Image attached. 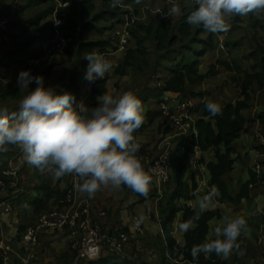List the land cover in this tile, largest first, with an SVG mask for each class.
I'll list each match as a JSON object with an SVG mask.
<instances>
[{"label":"crops","instance_id":"obj_1","mask_svg":"<svg viewBox=\"0 0 264 264\" xmlns=\"http://www.w3.org/2000/svg\"><path fill=\"white\" fill-rule=\"evenodd\" d=\"M16 1L0 0V14L10 11L13 3L19 4L13 30L15 34L11 41L0 43V56L2 57L0 62V84L2 85L0 87V107L7 108L10 114L18 115L19 101L32 87L30 84L29 89H21L17 83L18 74L22 70H28L27 57L38 53L44 42L42 39L51 34L54 4L52 0H24L20 3ZM147 1H150L154 6H164V0H141L137 5H143L142 3ZM98 6H101V1L98 2ZM121 6L123 9L127 7L126 5ZM49 8L52 10L47 14ZM119 19L120 17L117 15L106 16L105 20L96 23V29L87 31L83 38L85 41H103L105 45L96 47L94 51L112 63L110 75L102 86L101 94L89 95V82L84 78L86 71L80 73L77 91L72 93L75 86L71 87V73L74 71V61L76 60L74 57L70 60L69 55L61 56L53 68L52 74L43 79L45 87H55L61 92L66 91L72 97H76L78 94V101L75 104L73 102V106L83 104L86 108L92 109L99 105L97 98L103 94L118 96L126 91H132L141 100L144 115L150 111L160 113L144 130L135 135L134 140L140 145L137 156L143 167L160 151L158 144L162 141L165 131V126L162 123L161 103L166 102L170 109L175 111L177 97L182 96L192 100L196 105L211 101L223 108L227 104L235 103L243 98L242 85L245 80V72L254 74L260 71L255 67L256 59L252 57V51L257 43L264 48V14L249 13L244 16L234 15L228 18L227 23L233 34L232 38L226 43L227 38H223V33L215 34L214 44L198 58L199 74L204 78L196 80L194 83H188L187 90L182 95L159 89L161 83L163 84L165 79L170 77L175 68L173 61L167 60L165 57L168 53L175 52L178 47H171L170 52H164V55L163 52H160V64L155 67L156 50L151 45L149 50L154 56L147 72L138 70L137 64L142 60V57L136 58L134 64L126 67L122 73L118 72L122 58L119 52L110 49L111 46H114V42L110 39L111 36L113 37L114 29L112 28L119 26ZM113 39L116 41L114 37ZM134 42L132 41L130 45H135ZM194 58L195 56L192 59ZM226 63L232 66L236 65L237 68L229 70L224 65ZM212 66L214 72L209 74ZM7 83L13 84L14 92L20 93L19 97H2V88L4 89L8 85ZM96 104L97 106H95ZM247 104L248 108L243 112L246 117L244 129L232 144L235 151L233 154L234 169L224 176L232 194H238L241 191L245 176H247L245 183L250 180V172L254 170L256 162L262 163L264 171V148L259 147L256 138L259 131L264 132V88H259L255 83ZM243 133V137L240 138ZM190 138L197 142V134ZM175 145L173 143L174 148ZM193 153L190 152L188 155L186 162L188 168L183 178L192 198L181 199L180 206L189 205L193 209L200 210L198 201L205 196L209 198L210 207L208 210H214L219 214L210 222L209 238L214 237L215 226L221 224L226 217H244L247 221L248 231L242 232V236L238 238L239 249H234L227 259L221 257L227 264H252L253 260L260 261L262 244H264V219L260 217L259 211L264 208V181L252 190L253 199L251 200L242 199L236 203L220 202L218 198L212 196L211 191L215 187L209 184L210 171L207 168V163L215 160L214 150L200 151V158L205 160L203 167L194 166L191 163ZM13 168L18 170V181L7 191L0 185V199L13 197L15 211L6 216L5 222L1 223L0 228L4 230V233L15 237V254L29 255L34 259L35 264L80 263L81 260L70 249V243L74 240L70 229L56 232L42 231L39 234L38 244L33 248L21 239L23 233L21 231L29 226L37 216L52 208H58L56 203L53 204L55 199H46L44 191L41 189L42 183L46 181L50 187L63 191L71 186L74 188L80 182L79 178L74 174H68L60 179H55L54 169L46 168L44 171H40L26 163L22 150L18 146L5 145V150L0 151V174L2 173L7 182H11L14 177L3 175V171ZM234 173L236 176L233 175ZM193 181H195L196 187L192 186ZM169 187L172 188L171 191L174 190L173 184H169ZM75 191L76 200L86 203L90 207L92 219L100 221L105 230L109 232L120 229L128 231L130 242L125 248L126 257L123 258L126 261L125 264H135L136 259H141L146 264H164L165 256L168 263H171L162 227V203L166 202L168 186L166 189L164 186L163 193H161L151 183L147 198L126 186H121L120 189L102 186L91 198L86 193H80L78 188ZM39 204L46 208L37 210ZM228 206L229 208H227ZM102 210L106 211L105 216H99V212ZM141 217L145 218L141 220L145 230L143 234L137 233L136 227V219ZM182 218L183 211H180L174 221V236L180 244L185 242L184 232L179 227ZM259 251L260 256H254ZM107 255L106 251L102 254L106 257L113 256ZM111 261L113 262V260ZM0 264H2L1 260Z\"/></svg>","mask_w":264,"mask_h":264},{"label":"trees","instance_id":"obj_2","mask_svg":"<svg viewBox=\"0 0 264 264\" xmlns=\"http://www.w3.org/2000/svg\"><path fill=\"white\" fill-rule=\"evenodd\" d=\"M99 1H101L100 7L98 6ZM70 2V6L63 9L60 16L63 18L66 31L73 38L72 43L64 55H69L70 60L73 57L76 60L74 61V71L71 73V87L75 86V89L72 92L74 94L78 88L77 83L80 73L87 70L88 61L85 57L90 53H95L94 49L96 47L105 45L103 41H85L83 39L84 34L91 29H96V23L100 20H105L106 16H119L120 19L118 24H121V15L125 12V9H123L122 6L112 8L110 6V0H70ZM137 4L139 3H137L136 0H124L123 5H134L135 10L139 12V9L136 6L140 5ZM182 4L181 14L179 15V18L174 21L170 18L160 19L158 15L152 13L151 8L148 9L146 19L140 20L131 26V37L125 50L122 52L118 51L117 46L115 45L116 41L111 36L110 41L112 40V42H114V46H111L110 49H115V51L120 53V57L122 58L120 65L118 66V72L122 73L126 67L132 66L134 60L138 57H142V60L137 64L138 70L147 72L154 56V54L150 52L149 47L153 45L156 50V56H154L155 67L160 64V52H163L164 55V52H170L171 47H178L177 51L174 53L176 61L175 68L172 70L170 77L165 79L163 84L161 83L159 88L160 91H171L182 95V93L187 90L188 83H194L196 80H202L204 78V76L199 74L198 58L204 55L207 48L214 44L215 34L208 33L202 28L189 25L186 18L193 9L194 4L188 1L187 3L183 2ZM13 8H15L13 14L14 16H17L19 4L16 5L15 3H13L10 11L8 10L9 12L7 11V13L0 14V16L9 15L14 10ZM51 10L52 8H49L47 14L50 13ZM114 28L115 26L112 29ZM226 33V43H228V40L232 38L233 34L230 32V29ZM46 39L47 38L45 37L42 40L45 41ZM132 41H135V45L133 46L130 45ZM183 50L190 51L192 57L189 56L187 59ZM178 51L181 52V56L177 55ZM39 54L40 53L38 52L27 57L26 66L28 70H31L28 67V60ZM194 56L195 58L192 59ZM252 57H255V67L259 68L260 71L254 74H246L245 72V80L242 85L243 98L221 108V113L215 117L211 116L205 109L204 105L206 102L198 104L195 108L197 115V142L191 139L190 136L184 135L173 139V142L176 144L175 148L172 149L173 164L170 180L165 185V189L168 186V191H166V202L162 203V227L166 239V249L171 258V263H168V259L165 256L164 264H227L221 256H217L215 253L210 255L200 253L198 260L195 262L191 256L192 247L204 243L205 240L209 238L210 222L219 215L214 210H207L201 214L200 210L193 209L189 205L180 206L179 204L181 199L188 200L192 198V195L189 194L188 185L183 181V178L185 171L188 168L186 163L188 155L190 152H194L195 146H198L201 151L213 149L215 152V160L208 162L207 168L210 171L209 184L210 186L215 187L216 191H218V200L220 202L236 203L242 201V199L251 200L253 199L251 195L252 190L264 181V171H262V176H260L261 174L259 175L252 170L250 172V180L247 183L242 184L241 191L238 194H232L224 180V176L234 169L235 161L233 154L235 151L232 144L244 129L246 117L243 112L248 108L247 101L251 97L252 87L257 83L259 88H264V48L260 44L257 43V46L254 47ZM59 58L60 57H53L45 66L38 68V70H36V72H38L37 76H42L43 78L45 76H50L53 68H55L58 63ZM224 65L229 70L237 68L236 65L232 66L228 63ZM213 72L214 67L212 66L209 74ZM107 74L106 79L97 80L95 82L94 95L96 93H102V86L108 79L110 71L107 72ZM12 85L13 84L10 83L5 86L4 89L2 88L3 98H15L20 96L19 92H14L15 89H13ZM31 85V90H34L36 84L31 83ZM1 86L2 85L0 84V87ZM73 98L75 104L76 101H78L79 95L76 94V97ZM180 98L182 100L187 99L182 96H180ZM95 106H97V104ZM159 115L160 113L151 111L144 115V123L134 132L133 135L144 130ZM165 132L166 129L164 133ZM200 160L201 162H205L202 158ZM1 178H3L2 173L0 174V179ZM169 184H173V191H171L172 188L169 187ZM192 186L196 187L195 181H193ZM71 187L62 191L50 187L46 181L41 185V189L44 191L46 199H55L53 204L56 203V207L58 208L64 206L61 203V200L65 197ZM40 208L43 209L46 207L42 204L37 205V210H40ZM180 211H183L182 223L192 221V227L186 233L184 232V244H180L174 236V221ZM197 215H199V219H196ZM259 215L264 219V208L259 211ZM24 230L25 229L21 232H24ZM214 238L215 237H213V239ZM71 243L70 249L72 250ZM105 251L108 255L113 256H102ZM72 253L77 256V253L74 250H72ZM257 255L260 256V251L254 256ZM109 258L113 260V262ZM80 260L81 262L77 264H125L126 262L124 261L125 259L119 255L110 253L108 250H103L100 257L97 259ZM252 264H259V260H253Z\"/></svg>","mask_w":264,"mask_h":264},{"label":"clouds","instance_id":"obj_3","mask_svg":"<svg viewBox=\"0 0 264 264\" xmlns=\"http://www.w3.org/2000/svg\"><path fill=\"white\" fill-rule=\"evenodd\" d=\"M123 4L124 0H110L112 8ZM193 4L187 23L212 34L228 32L227 20L231 16L264 14V0H193ZM180 14V6L173 2L167 17ZM85 58L88 66L84 78L90 83L102 79L112 68L111 61L103 55L90 53ZM33 82L34 90L19 101L18 115L0 107V151L5 150V145H16L27 164L40 171L54 169L55 179L74 174L80 181L78 191L89 198L102 186H126L147 198L151 177L137 156L140 145L133 135L144 123V110L137 95L132 91L118 96L103 94L97 98L99 106L88 109L83 104L73 106L70 93L45 87L42 76L33 77L29 70L19 72L17 83L21 89H29ZM204 107L213 117L221 113L215 102L208 101ZM198 206L201 214L207 211L209 198L202 197ZM179 227L186 233L192 221ZM247 231L244 217H226L215 226L214 239L210 237L192 247L193 261L198 260L200 253H215L227 259L234 249H239L237 240Z\"/></svg>","mask_w":264,"mask_h":264},{"label":"built area","instance_id":"obj_4","mask_svg":"<svg viewBox=\"0 0 264 264\" xmlns=\"http://www.w3.org/2000/svg\"><path fill=\"white\" fill-rule=\"evenodd\" d=\"M52 1L54 4L52 32L43 42L39 50L40 54L28 60V67L31 69L29 71L33 77L38 74L36 70L45 66L53 57L63 56L73 41L72 36H70L65 29L63 18L60 16L61 11L70 6V0ZM187 1L193 3V0H164L163 7H154L151 11L154 15H158L160 19L170 18L174 21L179 18V15L167 17L168 10L172 3L175 2L181 8L183 5L182 3H187ZM14 12L15 8L9 15L0 16V43L11 41V16H14ZM146 17V11L142 10L141 12H137L135 9L126 7L125 12L121 15L122 23L115 27L112 33L113 37L116 39L119 52L124 51L128 44L131 37V26L140 20L146 19ZM226 36L227 33L223 34L224 39H226ZM1 60L2 57L0 56V62ZM107 75L106 73L102 79L97 80L106 79ZM96 81L89 82L88 84V93L91 96L94 95V85ZM176 102L175 111H172L166 102L161 103L162 123L165 126L166 132L164 133L162 141L158 144L160 150L159 154L155 158L147 161L144 166L145 171L151 177V183H153L161 193H163L162 188L170 180L173 164V139L182 135L193 137L197 134L196 103L190 99L182 100L179 96ZM256 138L259 147L264 148V132L259 131ZM200 151L199 147L195 146L191 163L194 166L203 167L204 163L201 162L199 156ZM253 169L260 175L263 171L262 163L256 162ZM3 175L14 177L11 182H7L4 178L0 180V185L7 191L8 188L10 189L11 186L16 185L19 173L17 169L13 168L4 170ZM77 185L78 184H76L74 188H70L65 197L61 200L64 206L40 214L34 222L25 228L24 232L21 234V239L33 248L38 244L39 234L42 231L56 232L62 229H70L74 236L71 248L77 253L79 259H97L100 257L103 250H108L112 254L125 258V248L130 242V234L124 230L109 232L105 230L100 221H94L92 219L90 207L86 203H80L76 200L75 190ZM211 193L213 197L216 199L218 198V191H216V189H213ZM14 201L13 197L0 199V225L3 221L5 222V218L8 214L15 211ZM105 215V210L99 212V216ZM136 227L137 233H144V225L141 219H136ZM14 240L15 237L13 235L4 233V230L0 228V260L2 264H35L31 256H20L15 254ZM260 257L259 264H264V244H262ZM136 264H146V262L141 259H136Z\"/></svg>","mask_w":264,"mask_h":264},{"label":"rangeland","instance_id":"obj_5","mask_svg":"<svg viewBox=\"0 0 264 264\" xmlns=\"http://www.w3.org/2000/svg\"><path fill=\"white\" fill-rule=\"evenodd\" d=\"M12 1V0H11ZM19 3L20 2H23L24 0H17ZM16 1V2H17ZM14 2H15V0H14ZM143 5H140V6H137V8L139 9V12H141L142 10H144V11H146L147 12V10L148 9H152V8H154V7H158V6H154V5H152V3L150 2V1H147V2H145V3H142ZM127 8H132V9H135V6L134 5H128L127 6ZM14 9V8H13ZM15 22H16V16H11V25H12V29H11V31H12V37H13V35L15 34L14 33V24H15ZM11 40H12V38H11ZM177 49L178 48H176V51H177ZM174 53L175 52H170V53H168L167 55H166V59L167 60H171L172 59V61H173V63L174 64H176V61H175V57H174ZM183 53L187 56L186 58L188 59L189 58V56H190V51H187V50H183ZM177 55L178 56H181V52L180 51H178V53H177ZM243 135H244V133L241 135V137L240 138H242L243 137ZM238 166H240V164H238ZM234 176H236V174L234 173L233 174ZM207 177H208V174H207ZM247 181V176H245L244 177V179H243V181L242 182H246ZM207 197V196H206ZM227 208H229V206L227 207ZM143 219H145V218H143ZM132 220H133V217H132ZM134 260V259H133Z\"/></svg>","mask_w":264,"mask_h":264}]
</instances>
